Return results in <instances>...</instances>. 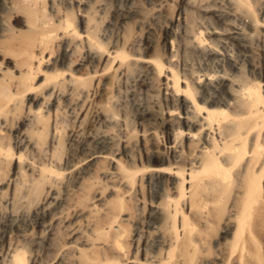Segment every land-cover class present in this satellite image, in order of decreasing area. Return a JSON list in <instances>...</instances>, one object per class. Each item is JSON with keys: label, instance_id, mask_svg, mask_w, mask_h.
<instances>
[{"label": "bare ground", "instance_id": "bare-ground-1", "mask_svg": "<svg viewBox=\"0 0 264 264\" xmlns=\"http://www.w3.org/2000/svg\"><path fill=\"white\" fill-rule=\"evenodd\" d=\"M108 1L0 0V57L12 64L0 74V264H34L38 249L60 264H264V73L240 74L257 75L251 46L264 65V0H179L173 17L171 1L144 0L163 39L149 34L142 54L134 35L108 49L98 34ZM126 1L122 24L141 18ZM160 79L163 110L153 96L140 103L132 139L120 89L152 94ZM60 98L105 129L67 139L87 155L71 166L58 154ZM111 131L121 152L104 169Z\"/></svg>", "mask_w": 264, "mask_h": 264}, {"label": "rangeland", "instance_id": "rangeland-1", "mask_svg": "<svg viewBox=\"0 0 264 264\" xmlns=\"http://www.w3.org/2000/svg\"><path fill=\"white\" fill-rule=\"evenodd\" d=\"M171 1V2H170ZM170 4L168 6V8H166L164 15H166L167 17L170 16H174L176 11H177V3L179 2V0H169ZM129 3V4H128ZM106 7L104 8V10L100 13H96L95 14V22L98 28V34L101 33L103 35L104 38H106L109 42L108 44V49L112 48L113 44L117 41V38H119L120 36L123 35V33H128L130 35H134L137 37L138 40V44L135 47V53L142 54V45L145 42L146 38L148 37L149 34H151L152 38H154V40L156 41V44L159 46L162 42V34L161 32H158L155 30V28L152 26V23L150 22V17L152 16V14L154 12H152L151 10H149V7H147L146 2L144 0H136L134 2V4L132 5V7L130 6V10H132V8L135 6L139 9V14L141 16V18H138L136 20H133L131 22L125 21L121 22L120 18H118L117 16L119 14H121V11H128L130 2H127L126 0H109L106 3ZM127 9H126V8ZM123 10H122V9ZM119 12V13H118ZM46 14H48L47 10L45 12ZM118 14V15H117ZM8 16V15H7ZM74 22L77 23V21L79 20V17L74 15ZM127 23V24H126ZM125 24V25H124ZM7 25L14 28V30L16 31H20L23 30V28L20 25H17V23L13 22L12 19H10L9 17L7 18ZM137 50H139L137 52ZM170 52V47L168 45V51L164 50V52H162L160 55L162 56V58L164 59L167 54H169ZM81 54H78L77 57H80ZM245 55H247L248 61H250L252 63L253 57H254V65L255 67L258 68H254V72L257 75H250V68L247 64H244L243 67L241 68V75L244 78L247 79H256V82H258L259 80V75L258 73L260 72V75H263L264 73V65H263V61L261 60V53L259 51H255V49H252V46L250 47L249 50L246 51ZM5 58V57H4ZM8 60H3V57H0V74L2 72H4L6 69L8 70H12V64L11 61L9 60V57H7ZM10 62V63H9ZM42 70H44V68H40V70L38 71L37 75L34 77L33 80V85L34 87H37L39 85H41L42 83V79H40L39 75L41 74ZM11 76H13V74H10ZM261 80V79H260ZM161 84V79L160 80H156L153 82V88L154 90L151 92H146L145 88H141L138 85V82L136 83H130L127 85H124L121 89H120V100L122 101V105L120 107V110L124 113H122L121 111L117 114L118 116L122 117V116H126V120L127 122L130 124V126L132 127L131 130L133 132L132 135V139H136L137 133L141 130L140 127H138L137 122H138V117H137V110H138V105L140 103H144V102H150L151 100V96L154 97V99L157 102V107L158 110L162 109L163 110V103L161 101V94L160 92L157 90V86ZM211 92H215V90L213 88H211ZM99 97L97 98V102L99 103L103 98V92L99 93ZM149 96V97H148ZM22 110L21 112L23 113L25 111L26 108V97L22 98ZM56 101H54V106H57V104L55 103ZM51 103V101L48 102V104ZM60 103V104H59ZM58 108L61 109V111L59 112V117H58V124H57V138L60 140V150H59V157L61 158L60 163L63 165L65 162H68L71 165H73L75 162L74 160L76 159H81L84 157H87V155L83 156H77V151L78 148L76 146V142L70 143V145H74V146H67L68 145V141L70 139V136L72 137V139H74L76 136V140L74 141H82L85 140V137L87 136V134H93L95 133L94 131L98 130V132H101V130H105L103 129L99 124H97V121H95L94 119V112L93 109H85L82 108L80 111L75 109V104L71 105L69 102H65L64 98H60L58 99ZM31 108L33 109H37L36 106H31ZM74 109V112H72V110ZM154 111L156 109H153ZM81 113L86 114L82 124L79 126L77 124V120L79 118V116L81 115ZM121 114V115H120ZM123 114V115H122ZM95 121V122H94ZM53 119L50 117L48 124L49 126L52 125ZM97 124V125H96ZM78 126V127H77ZM77 127V128H76ZM99 127V128H98ZM90 132V133H89ZM97 132V131H96ZM110 133H112L115 137H114V152L115 155L110 158H108V160L104 161L103 164V168L104 169H108L109 165H111V160L115 161L117 159L118 156H116V154L121 152V137H119L117 135V133L115 131H111ZM78 137V138H77ZM120 141V142H119ZM134 141V140H133ZM263 144H264V139L262 140ZM113 142V143H114ZM12 143V141H11ZM70 147V149H69ZM74 155V156H73ZM76 156V158H75ZM71 158V159H70ZM75 158V159H74ZM67 159V160H66ZM66 160V161H65ZM71 160V161H70ZM72 162V163H71ZM74 162V163H73ZM263 186V178H262V182H261V187ZM147 193H145L146 196ZM261 196H263V192H261ZM148 197H145V210L143 212V217L145 218L146 213L149 209L148 207ZM32 210L28 211V215L31 216ZM32 232H34L33 234H35V230H33ZM36 249V248H35ZM33 248V250H35ZM36 250L37 254H33L32 258L35 259V263L34 264H60V258H58L56 255L55 256H50V253H48V251L45 250ZM40 253H39V252ZM45 251V252H44ZM49 254V255H48ZM48 255V256H47Z\"/></svg>", "mask_w": 264, "mask_h": 264}]
</instances>
